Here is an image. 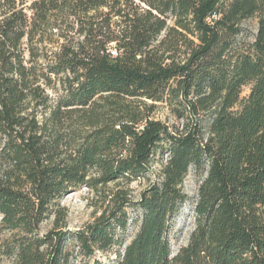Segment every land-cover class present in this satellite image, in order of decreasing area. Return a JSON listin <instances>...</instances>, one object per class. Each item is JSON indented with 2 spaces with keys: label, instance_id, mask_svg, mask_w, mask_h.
Wrapping results in <instances>:
<instances>
[{
  "label": "trees",
  "instance_id": "trees-1",
  "mask_svg": "<svg viewBox=\"0 0 264 264\" xmlns=\"http://www.w3.org/2000/svg\"><path fill=\"white\" fill-rule=\"evenodd\" d=\"M191 173L196 228L173 255ZM82 186L106 205L69 232L61 201ZM2 231L13 264H71L69 243L114 264H264V0H0Z\"/></svg>",
  "mask_w": 264,
  "mask_h": 264
},
{
  "label": "rangeland",
  "instance_id": "rangeland-1",
  "mask_svg": "<svg viewBox=\"0 0 264 264\" xmlns=\"http://www.w3.org/2000/svg\"><path fill=\"white\" fill-rule=\"evenodd\" d=\"M244 28L247 30L249 36H252L257 33L258 29V20L252 19L245 23ZM249 94V89L244 90L243 96ZM153 118L160 120L162 122L173 123L174 118L171 116L170 111L167 107L161 106L153 115ZM159 165H156L152 168L153 171L157 172ZM155 179V176H153ZM148 186L146 179L132 183L129 188L131 190V196L133 199L138 200L141 192L145 190ZM200 182L197 181L195 175H191L186 179L184 184V192L189 197V201L182 207L177 216L170 223V233L169 239L172 247V254L176 255L182 247H185L190 240V237L193 231L196 228V214H195V205L198 199ZM114 184H110L107 187V190H112ZM103 193L93 192L87 187H80L70 192L67 196L61 201L62 206L65 207L68 211V219L66 221L65 229L69 232H76L83 229L87 224H90L94 219L101 215L103 207L106 205L103 198ZM131 219L136 218V213L132 209L128 210ZM54 220L45 221L40 229V234L44 235L53 228ZM138 231V226L132 225L126 234V241L130 242L135 234ZM12 233L9 231H2L0 233V245L4 242H7L12 238ZM69 248L75 251V256L72 259L71 264H114L115 262V253L114 251L108 253L96 252V257L92 259L84 258L80 256L77 247L72 246L69 243ZM0 264H13L12 260L9 258L3 257L0 260Z\"/></svg>",
  "mask_w": 264,
  "mask_h": 264
}]
</instances>
